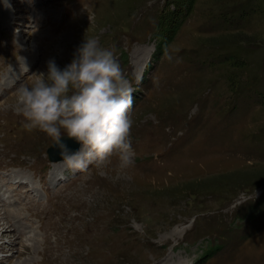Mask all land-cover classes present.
Listing matches in <instances>:
<instances>
[{
    "label": "rangeland",
    "instance_id": "obj_1",
    "mask_svg": "<svg viewBox=\"0 0 264 264\" xmlns=\"http://www.w3.org/2000/svg\"><path fill=\"white\" fill-rule=\"evenodd\" d=\"M180 9L0 0V264H264V0ZM85 38L132 89L126 166L117 152L69 170L18 114L19 86Z\"/></svg>",
    "mask_w": 264,
    "mask_h": 264
},
{
    "label": "clouds",
    "instance_id": "obj_2",
    "mask_svg": "<svg viewBox=\"0 0 264 264\" xmlns=\"http://www.w3.org/2000/svg\"><path fill=\"white\" fill-rule=\"evenodd\" d=\"M133 103L132 89L114 51L92 38L84 39L63 69L50 59L46 73L38 72L17 89L18 114L27 122L26 129L52 138L72 171L105 162L117 152L122 166L131 163L127 153ZM62 132L80 143L78 151H69Z\"/></svg>",
    "mask_w": 264,
    "mask_h": 264
},
{
    "label": "trees",
    "instance_id": "obj_3",
    "mask_svg": "<svg viewBox=\"0 0 264 264\" xmlns=\"http://www.w3.org/2000/svg\"><path fill=\"white\" fill-rule=\"evenodd\" d=\"M177 1V7H183L184 4H189L192 2V0H176ZM185 9V8H184ZM170 11V10H169ZM169 13V14H168ZM164 16L160 18L161 23L159 22L160 28H159V35H167L168 31H175L178 27V23L180 22V17H177V15L172 14V12H168ZM168 14V15H167ZM165 42L168 41V39H164Z\"/></svg>",
    "mask_w": 264,
    "mask_h": 264
},
{
    "label": "water",
    "instance_id": "obj_4",
    "mask_svg": "<svg viewBox=\"0 0 264 264\" xmlns=\"http://www.w3.org/2000/svg\"><path fill=\"white\" fill-rule=\"evenodd\" d=\"M66 136L67 135L61 136V140H62V142H65V143L68 144V140L65 139ZM72 141H73V143H71V144L69 143V146H68V149H69L70 152H74L77 149L78 145H79V142H77L75 139H72ZM54 145H55V142H54ZM48 150H51V152L48 153V155L50 156L51 159H53V158L57 159L59 157H62L61 156V152H60L61 149L58 146H56V148H54V151H52L51 147H49ZM54 153H58L56 155L57 157L56 156L55 157L51 156V154L53 155Z\"/></svg>",
    "mask_w": 264,
    "mask_h": 264
},
{
    "label": "bare ground",
    "instance_id": "obj_5",
    "mask_svg": "<svg viewBox=\"0 0 264 264\" xmlns=\"http://www.w3.org/2000/svg\"><path fill=\"white\" fill-rule=\"evenodd\" d=\"M10 17V16H9ZM65 139H67L68 140V146H69V143L71 144V143H73V141H72V139L71 138H69L68 136H66L65 137ZM80 147V143H79V146H78V148ZM78 150V149H77ZM76 150V151H77ZM60 152H61V150H60ZM58 153H54L53 155H51V156H53V157H55L56 155H57ZM57 157V156H56ZM58 160V159H57ZM10 226H12V225H10ZM6 228V227H5ZM14 229V228H13ZM31 248V247H30Z\"/></svg>",
    "mask_w": 264,
    "mask_h": 264
}]
</instances>
